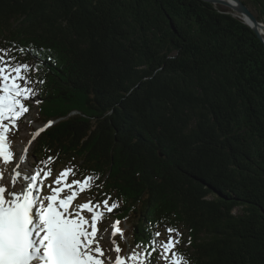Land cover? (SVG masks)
Returning <instances> with one entry per match:
<instances>
[{"label": "trees", "instance_id": "obj_1", "mask_svg": "<svg viewBox=\"0 0 264 264\" xmlns=\"http://www.w3.org/2000/svg\"><path fill=\"white\" fill-rule=\"evenodd\" d=\"M0 49L53 122L39 168L98 176L90 198L137 218L134 248L171 227L189 264H264V42L242 20L203 0H0Z\"/></svg>", "mask_w": 264, "mask_h": 264}, {"label": "snow or ice", "instance_id": "obj_2", "mask_svg": "<svg viewBox=\"0 0 264 264\" xmlns=\"http://www.w3.org/2000/svg\"><path fill=\"white\" fill-rule=\"evenodd\" d=\"M30 71L29 64L15 62L8 50L0 49V163L4 166L16 159V154L11 151L9 133L17 127V120L29 111L25 102L38 94V89L30 86ZM35 102L40 103L39 100ZM52 123L49 121L47 126ZM44 130H37L33 139ZM27 154L25 147L18 157L19 162L13 165L10 186L4 183L6 169L0 168V264H105L106 261L109 264H189L176 250L180 243L176 237L180 233L171 227L166 229L169 234L166 240L158 239L160 232H153L149 227L151 238L147 246L143 241L136 245L144 251V256L138 252L121 256L122 249L113 239V247L109 250L117 255L114 261L106 257L96 239L97 224L105 216L101 204L107 212H112L118 204L113 202L109 206V197L95 205L89 200L73 206L79 192L89 191L91 182L99 177L88 175L83 181L73 179L68 183V176L75 172L71 168L65 169L54 179L56 187L48 185L50 194H45L43 183H38L41 169H33ZM48 159L50 161L51 157ZM23 164H27L26 169L21 167ZM43 175L47 179L52 172L44 171ZM65 190L66 194L61 197ZM85 211L92 214L91 222L83 214ZM119 223H114L112 236L119 234L123 238ZM174 232L176 237L172 235Z\"/></svg>", "mask_w": 264, "mask_h": 264}, {"label": "rangeland", "instance_id": "obj_3", "mask_svg": "<svg viewBox=\"0 0 264 264\" xmlns=\"http://www.w3.org/2000/svg\"><path fill=\"white\" fill-rule=\"evenodd\" d=\"M243 1H246V0H243ZM250 8L252 9V11L256 15L258 14V12L256 11V9L253 6L250 5ZM35 108H37V107H35ZM23 116H25V120L20 122V118H19L17 120V122H16L17 127L13 128L10 131V133H9L11 151H13V153L16 154V159H14V161L12 163H10L9 165L5 166V169H6V172H5L6 180H5L4 183L5 184H9V186H10V176L12 174L13 165L15 163L19 162L18 157H19L20 154H23V150H24L25 147H27L29 149L28 150V154H27V160L31 161V163L33 165V169L35 170L36 161L33 158V153H34L33 151H34L37 139L35 141H33V135L36 133L37 130L46 128V126H42L40 124H37V122H38V120H37L38 119L37 109L36 110L35 109L34 110L29 109V111L27 113H25ZM5 123H7V122H5ZM29 142H31L32 144L29 145ZM0 166L3 167L4 165L2 163H0ZM22 168L26 169L27 168V164H23ZM69 168L73 169L72 167H68V168L61 167V166L58 167L55 163H51L49 166H47L45 168H42L41 169V177L39 178L38 183H40V182L43 183V192L45 194H50L48 185H51L52 187H56V185L53 183L54 179L62 171H64L65 169H69ZM48 170H51L52 175L50 177H48L47 179H45L43 173H44V171H48ZM72 180H73V175L70 174L68 176V178H67V182L71 183ZM91 183H92L91 189H93V187L95 186V183H94V181H92ZM73 188L75 190L79 191L77 186H73ZM91 189L89 191H86V192H79V194L77 196V199L75 200V204H77V203H85V202H87L89 200H91L92 204H93L94 203L93 199L90 198ZM66 192H67V190H65L64 193L66 194ZM110 205H111V203L109 202V206ZM101 208L104 211L105 216L97 224L98 232H97L96 239L99 240L100 245L102 244L101 245L102 251H105V253L108 252L106 257H108V255H109V257L112 258V261H114L116 255H117V253L115 251H110L109 250V249H111L113 247V245H112V240L113 239L115 241H120L121 242L123 240V242L124 241L128 242V244L130 246V251H129V254H127V255H130L132 252H138V253H140L141 256H144L145 255L144 251H142L139 248L135 249V248L131 247V244H132L131 237H132V235H130V234H132V228H133V225H134V223H135L137 218H133L131 220H128L126 224L119 225V227L121 229H123V232H124L123 238H121V236L119 234H117L115 237H113L112 236V232L114 231V227L113 226H114V223L116 222V220H114V217H111L112 221H110V222L106 221V214L110 213V212H107L106 208H103V207H101ZM237 212L241 213V210L237 209ZM83 214L86 216V218L89 217V220H90L91 215H92L91 213H87L85 211ZM90 222H91V220H90ZM90 230L91 229L89 228V231ZM173 236L176 237V234H173ZM176 238H178L179 241L181 240L180 236H178ZM176 250L177 251L179 250V244L176 246ZM127 255H121V256H127ZM105 264H109V262L106 261Z\"/></svg>", "mask_w": 264, "mask_h": 264}, {"label": "water", "instance_id": "obj_4", "mask_svg": "<svg viewBox=\"0 0 264 264\" xmlns=\"http://www.w3.org/2000/svg\"><path fill=\"white\" fill-rule=\"evenodd\" d=\"M206 3L212 4L215 7H221L223 10L227 11L228 14L242 20L238 15H243L246 21L242 20L247 26H249L264 42V37L260 32V29L264 30V22L260 21L258 16L252 11L250 6L243 0H229L225 3L224 0H203ZM233 10L235 13H232ZM226 13V12H225Z\"/></svg>", "mask_w": 264, "mask_h": 264}, {"label": "bare ground", "instance_id": "obj_5", "mask_svg": "<svg viewBox=\"0 0 264 264\" xmlns=\"http://www.w3.org/2000/svg\"><path fill=\"white\" fill-rule=\"evenodd\" d=\"M231 12L232 13H235L236 14V12H234L233 10H231ZM242 20H244V21H246V18L243 16V15H238ZM247 22V21H246ZM260 32L262 33V35H263V37H264V30L263 29H260ZM37 139V136L35 137V139H33V141H35ZM32 143H30L29 145H31ZM29 150V149H28ZM21 167H22V165H21ZM0 168H5V166H3V167H1L0 166ZM6 172V171H5ZM6 180V179H5ZM5 182V181H4ZM8 182V181H7ZM102 245V244H101ZM100 245V246H101ZM107 253L108 252H106L105 253V256H107ZM108 257H109V255H108ZM101 259H104V257H101Z\"/></svg>", "mask_w": 264, "mask_h": 264}]
</instances>
